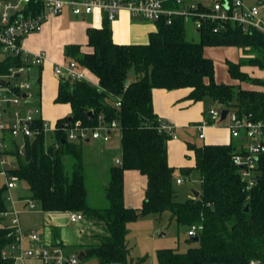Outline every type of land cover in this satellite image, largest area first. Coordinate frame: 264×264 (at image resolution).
<instances>
[{
	"label": "trees",
	"instance_id": "trees-1",
	"mask_svg": "<svg viewBox=\"0 0 264 264\" xmlns=\"http://www.w3.org/2000/svg\"><path fill=\"white\" fill-rule=\"evenodd\" d=\"M102 13L101 28L87 29L92 53L83 54L76 45L64 48L66 59L86 68L98 84L61 79L55 102L69 104L71 113L56 121L54 144L46 146L41 132L26 140L24 157L18 156L13 173L27 186L29 198L42 212L80 213L83 220L99 227L103 233L82 236L77 248L84 258L95 257L98 264L143 263L145 258H130L125 235L128 224L150 215L157 219L166 216L168 225L198 228L194 247L183 253L168 248L156 250L157 264H264V156L257 162L254 185L247 190L232 163V155L242 147V141L232 139L227 145L187 143L194 165L179 168L178 176L195 172L200 185L197 197L181 200L175 189L177 169L168 164L167 142L171 137L159 130L160 119L152 105L154 89H190L185 98L194 103L208 101L238 115L264 118V79L251 78L242 70L254 67L264 71V34L255 29L243 32L232 23L225 31L213 33V24L202 19L199 40L192 42L185 39V19L177 16L170 25L157 22L148 44L118 45L113 43L110 21ZM208 47L238 48L239 60L225 61L228 75L263 90L217 83L214 63L204 56ZM21 64L20 57L7 58L0 74L7 75ZM209 110L203 118L211 124ZM112 122L120 132L121 163L110 169L105 189L108 206L96 208L87 200L83 141H68L65 129H95ZM36 125L42 127V121L37 120ZM12 145L11 153L17 155L14 142ZM66 162L70 163L69 171ZM128 170L138 171L147 179L139 208L124 205L123 174ZM6 193L2 184L0 213L7 210ZM2 221L0 264H15L9 251L14 236H7L10 230ZM51 232L53 244L62 245L57 229Z\"/></svg>",
	"mask_w": 264,
	"mask_h": 264
},
{
	"label": "built area",
	"instance_id": "built-area-1",
	"mask_svg": "<svg viewBox=\"0 0 264 264\" xmlns=\"http://www.w3.org/2000/svg\"><path fill=\"white\" fill-rule=\"evenodd\" d=\"M67 6L76 16L90 14L95 9L101 10L105 12L108 21H113L120 10L126 9L132 18L154 24L164 21L170 25L175 17L181 16L185 21H192L197 32L202 27L203 19L213 24V33L225 31L226 26L232 23L243 32L255 29L264 34L261 7L248 5L244 0H0V66L7 58L22 59V64L10 69L9 74H0V177L7 192L14 190L20 182L13 172L17 168L18 156L24 157L26 140L36 138L41 132L47 137L56 130L55 126L50 128L43 122L42 127L36 125V121L41 120L40 108L36 104L27 74L33 67H40L44 57L42 54L26 56L20 42L29 34L39 31L48 18L60 15ZM54 73L62 80L81 81L86 78L85 69H78L74 61L55 67ZM222 110L226 109H210L208 115L211 124L203 119L194 128L198 138L203 139L207 128L224 126L231 139L242 141V147L232 155V163L246 189L250 190L254 185L257 162L264 156V118L255 119L252 114L238 115L235 111L227 110L225 119L221 121ZM159 124V130L171 139H176L171 125L161 120ZM117 130L116 122L95 129H65L70 142L91 139L104 143ZM13 142L17 155L11 153ZM120 163L116 160V164ZM184 180L177 178L176 183L182 184ZM29 207L34 208L35 204L29 202ZM7 218L10 221L7 236H14L9 251L15 262L30 259L38 260L41 264H81L78 253H68L60 244L42 242L39 234L34 231L25 232L16 210L0 213V219ZM69 221L78 224L83 221V216L76 212L69 213ZM197 231V227L191 226L187 236L196 237ZM26 243H30V246H26Z\"/></svg>",
	"mask_w": 264,
	"mask_h": 264
},
{
	"label": "crops",
	"instance_id": "crops-1",
	"mask_svg": "<svg viewBox=\"0 0 264 264\" xmlns=\"http://www.w3.org/2000/svg\"><path fill=\"white\" fill-rule=\"evenodd\" d=\"M102 23L103 13L101 10L95 9L90 14L76 16L72 13L71 8L67 6L60 15L48 18L41 25L39 31L31 33L21 40L20 46L26 56L32 57L42 54L44 57L43 64L40 67H33L27 74V79L31 84L36 104H38L40 108L41 121L44 124L50 123L52 127H54L58 119L67 117L71 113L69 104H59L55 102L61 77L55 75L54 69L55 67H62L68 62L74 61L66 59L64 55V48L68 45H76L79 47V51L81 53H92L93 49L88 45L87 29H99L101 28ZM109 25L111 29V39L113 43L118 45L148 44L149 35L151 33H155L157 30L156 24L134 19L132 18L130 12L126 9L120 10L115 19L110 21ZM185 29L186 32H189V26L185 27ZM195 32L197 31L195 30ZM208 48H226L228 50L235 47ZM235 50L236 51L234 52L229 51L228 53L232 59H226L225 61L237 62L239 60L241 52L238 48ZM210 59L212 60V58ZM77 67L78 69H83L78 65ZM84 69L86 78L83 81L96 86L98 84V79L86 68ZM257 76H262L264 78L263 74ZM189 91L190 89H179L173 91L154 89L152 91V105L154 113L161 121L173 126V129L174 127L178 128L186 125L195 129L192 125L197 122H201L204 119L201 111L202 102L194 103L187 100L185 97L188 95ZM198 112L201 116H198ZM194 113L195 116H193ZM218 127L220 126L207 128L204 131V138L199 139L198 134L197 138L204 141V144L206 145H227L231 143L232 139L228 129L225 127L223 131L225 132V135H223L220 134L222 132L218 131ZM115 132L116 131H113L111 133L110 140L105 143L91 139H86L81 143L84 170L87 163H91L93 164L97 175L105 179L108 177V181L111 167L118 166V164H116V160L120 161L121 158L120 135L119 139L113 141V135ZM173 135L175 134L173 133ZM46 139L50 140V144H46ZM178 140L179 138L176 136V139H170L167 142L168 164L170 167L177 165V163L174 162V153L176 149L175 146H178L175 142H178ZM54 142V135L49 133L45 138L46 146H50L54 144ZM179 149L181 154L182 152L184 153V157H186L187 160V164H184L183 167H192L194 165L192 153L187 150L186 144L184 149L183 147ZM108 181H106V184L102 186L106 201L105 189ZM84 183L86 188L85 171ZM18 184L14 190L6 193V211L16 210L18 212L22 229L25 232L34 231L38 233L42 242L53 243L51 229L56 228L58 241L64 246L68 253L81 252L82 250L77 248L78 245L81 244L83 233L80 223L84 222V220L78 224H72L69 221V212H42L38 205L35 202H32L29 198V192L25 194L24 191H22V188L20 189ZM146 185V177L141 175L138 171L128 170L124 172L123 201L125 207L139 208L141 206L145 195ZM25 188L27 189V187ZM86 193L88 200L89 195L87 188ZM186 197L188 198V195L185 196V198ZM29 202L34 203L35 207L30 208ZM20 213H26L28 217H26L25 220H22L20 218ZM9 222V218H7L1 223L3 225H8ZM26 246H30V243H26ZM15 264L41 263L38 260L29 259L16 261Z\"/></svg>",
	"mask_w": 264,
	"mask_h": 264
},
{
	"label": "rangeland",
	"instance_id": "rangeland-1",
	"mask_svg": "<svg viewBox=\"0 0 264 264\" xmlns=\"http://www.w3.org/2000/svg\"><path fill=\"white\" fill-rule=\"evenodd\" d=\"M244 2L248 5H257L261 7L262 15L264 17V0H244ZM189 26V32H186L185 29V39L192 41V42H198L199 35L197 32H195L194 29V23L192 21L186 20L185 26ZM190 33V34H189ZM236 48L226 49V48H205L204 50V56L212 58V61L214 63V70H215V81L217 83L222 84H230V85H239L240 88L245 89H255V90H263L262 87L258 85H252L250 83L245 82H237L236 80H233L230 78L227 72V66H226V59H232L230 56L229 51H236ZM243 71L247 72V74L251 78H258L263 80L264 78L262 76H257L260 74L264 75V71L258 70L254 67H243ZM216 109L219 108V105H216L214 103L203 101L201 106L202 114L207 112L209 109ZM199 113V112H198ZM197 113V114H198ZM196 114V116H197ZM195 116V113L193 114ZM198 116H201L199 113ZM50 128H52V125L50 123H46ZM173 127V126H172ZM221 128V129H220ZM219 132H222L220 134L225 135L224 126H220L217 128ZM211 131V130H210ZM176 136H178L179 140L178 142H175V155H174V162L177 163V165H174L173 167L177 169L175 171V176H178V169L180 167H183L184 164H187L186 157H184V153L180 152L181 147H185V144L191 143L194 145H203L204 141L199 140L197 138V130L191 128L189 125L181 126L178 128L174 127V132ZM206 134V133H205ZM119 131H116L114 133L113 141H116V139H119ZM219 136V135H218ZM49 138V137H48ZM218 139V138H217ZM46 144H50V140L46 139ZM169 146V145H168ZM169 148V147H168ZM172 153V152H171ZM69 162H66L67 171H69ZM85 175H86V188L88 191L89 199L88 204L96 207V208H104L108 206V202L104 198V189L103 185L106 184L107 179L103 177H99L96 173L95 168L93 167V164L87 163V166L85 167ZM179 178L185 179L182 184H178L175 186V189L179 195V199L183 200L185 196L188 195V198L193 197V192H198L200 182L198 180V175L193 172L189 176H178ZM3 184V179L0 177V186ZM18 186L20 189L22 188V191H24L25 194L28 193L27 187L23 182H19ZM28 217V215L25 213H20V218L22 220H25V218ZM81 229L83 231L82 236H91L93 234H101L103 233L102 230L98 227H94L89 222L85 221L80 223ZM188 227L184 226H178L176 224L168 225V218L166 216L161 217L160 219L150 215L143 218H140L130 224L127 225V233L125 235L126 242L128 244V247L130 249L129 256L130 258H133L134 261H137L138 258H145L144 262L141 264H157L156 258H155V252L159 249H175L178 252H186L189 248H192L196 245V243L191 240L192 238L187 236ZM81 264H98L97 259L95 257H89L84 258L81 260Z\"/></svg>",
	"mask_w": 264,
	"mask_h": 264
},
{
	"label": "water",
	"instance_id": "water-1",
	"mask_svg": "<svg viewBox=\"0 0 264 264\" xmlns=\"http://www.w3.org/2000/svg\"><path fill=\"white\" fill-rule=\"evenodd\" d=\"M124 1H126V0H124ZM129 75L132 76L133 75V71H131ZM63 80H65V79H63ZM226 115H227V110H222L221 111V121H223L225 119ZM193 195H194V197H197L198 196V192L194 191ZM192 240L194 242H198V238L197 237L193 238ZM84 257H85V255H84L83 251L78 253V259L79 260L84 259Z\"/></svg>",
	"mask_w": 264,
	"mask_h": 264
}]
</instances>
